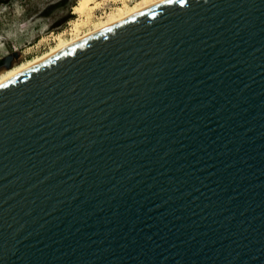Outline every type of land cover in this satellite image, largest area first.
<instances>
[{
  "label": "water",
  "instance_id": "obj_1",
  "mask_svg": "<svg viewBox=\"0 0 264 264\" xmlns=\"http://www.w3.org/2000/svg\"><path fill=\"white\" fill-rule=\"evenodd\" d=\"M0 264H264V0H170L1 85Z\"/></svg>",
  "mask_w": 264,
  "mask_h": 264
},
{
  "label": "rangeland",
  "instance_id": "obj_2",
  "mask_svg": "<svg viewBox=\"0 0 264 264\" xmlns=\"http://www.w3.org/2000/svg\"><path fill=\"white\" fill-rule=\"evenodd\" d=\"M78 2L79 0H0V59L18 52L19 57L13 64L16 65L48 51L56 44L55 37L60 33L71 38L73 23L81 19L73 13ZM100 3L93 11L92 22L105 17L120 5L119 1ZM90 27L83 26L81 31Z\"/></svg>",
  "mask_w": 264,
  "mask_h": 264
},
{
  "label": "bare ground",
  "instance_id": "obj_3",
  "mask_svg": "<svg viewBox=\"0 0 264 264\" xmlns=\"http://www.w3.org/2000/svg\"><path fill=\"white\" fill-rule=\"evenodd\" d=\"M101 1H119L120 5H118L114 11L108 12L105 17L92 22L93 11L99 7ZM167 1L170 0H79L73 8V13L78 15L81 19L73 23V29L71 32L72 37L67 38L64 33H60L55 37L56 44L48 51L41 55L27 58L16 65H12L11 68L1 71L0 86L36 64L51 57L55 53L65 50L92 35L107 30ZM83 26L91 27L82 32L81 28Z\"/></svg>",
  "mask_w": 264,
  "mask_h": 264
},
{
  "label": "flooded vegetation",
  "instance_id": "obj_4",
  "mask_svg": "<svg viewBox=\"0 0 264 264\" xmlns=\"http://www.w3.org/2000/svg\"><path fill=\"white\" fill-rule=\"evenodd\" d=\"M13 53L14 52H12V54H8V55H13ZM8 55H5L4 57H2L0 59V72L3 71V70H5V68H3V61L6 58V56H8ZM18 57H19V53L17 55H15V54L13 55V58L10 61L11 66L16 62V60L18 59Z\"/></svg>",
  "mask_w": 264,
  "mask_h": 264
}]
</instances>
